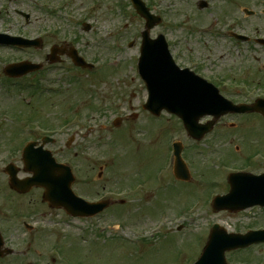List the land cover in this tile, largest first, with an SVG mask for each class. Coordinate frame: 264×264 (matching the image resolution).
Here are the masks:
<instances>
[{
  "label": "rangeland",
  "instance_id": "374dc122",
  "mask_svg": "<svg viewBox=\"0 0 264 264\" xmlns=\"http://www.w3.org/2000/svg\"><path fill=\"white\" fill-rule=\"evenodd\" d=\"M232 1L235 2L234 14L238 13L244 20L245 32L248 34L259 30L264 34L261 16L246 18L242 14L245 8L259 14L264 10V0H248L246 5H242L243 0H216L215 6L226 8ZM152 2L158 10L168 12L166 23L193 26L198 19L210 23L208 15L196 14L197 7L193 3L181 0ZM128 3L127 0H71L67 9V13H71L70 20L77 18L92 25L91 32L86 34L81 32V23L67 24L50 17L55 23L64 25L71 39L77 33L84 37L81 48L88 60L98 65L97 72L92 74L76 70L69 73L61 69L45 73L41 86L59 90L60 93H56L58 98H54L53 93L45 92L39 100V95L29 94L30 90L19 93L15 88L7 89L11 85L0 72V202L4 210H10V205L1 192V185L6 182L3 169L10 163L23 168L21 153L27 144L25 140L40 141L44 135L30 131L27 125L31 124L30 120L35 121L32 122L34 126L38 125L40 119L49 121L51 128L56 130L52 136L56 143L46 148L59 162L72 167L76 176L73 188L79 196L94 201L102 195L111 199L114 206L119 205L121 200L126 202L124 207L110 208L91 221L70 222L64 211L52 210L42 203L41 190H34L28 197L19 199L20 202L32 199L29 211H33L34 215L30 221L39 224L33 239L32 234L26 232L22 219H8L0 210V230L6 246L19 252L16 257L18 261L27 262L33 259L32 255H37L36 264H64L58 255L63 250L74 261L80 260L79 253L83 252L84 264H194L215 224L229 233L240 234L264 228V209H251L238 214L214 213L210 202L212 194L228 193L227 178L231 172L244 170L255 175L263 173V158L251 160L250 164L246 160L249 158L247 149L250 153L264 152V121H256L257 130L252 132L253 136H248L249 128L255 126L253 118L226 120L225 127L231 122H237L239 127L228 132L219 126L206 140L195 143L187 137L176 118L170 116L171 119L164 114V133L162 128L160 133L153 134L160 122L148 117L149 114L142 108L146 103V93L135 69L137 51L128 48L130 35L141 28L142 21ZM0 7L4 8L0 29L9 34L32 37L41 32V27L51 26V21L44 14L36 13L33 25L26 27L24 20L16 15V5L11 0H0ZM230 11L233 12V8ZM118 23H129V31L126 34L122 32L123 36L114 33L113 26ZM164 29L169 34L172 32L173 40L184 42L185 31L173 30L168 26H164ZM202 35L209 46L216 48L215 54L218 56L213 68L216 73L227 72L238 80L247 78L254 82L260 79L258 76L262 77L261 82L264 80V48H248L249 51L240 56L241 52L229 41L223 38L210 40L211 35L206 32H202ZM117 44L126 47L118 56L115 55ZM0 56L4 59L0 71L11 60L23 57L3 49H0ZM251 66L253 70L247 75L245 69ZM220 90L232 101L244 100L243 94L231 92L230 89ZM260 93L256 92V95ZM48 98L51 99V109L35 114V118L41 114L38 120L29 119L30 115L16 116L19 110H29L27 108L31 104ZM132 114L139 116L130 119ZM117 118L122 119L118 128L114 126ZM139 130L144 133L141 134ZM123 133L130 139L122 137ZM133 133H136L135 137ZM13 137L17 138L13 140ZM174 139L184 144L185 159L194 172L192 185L177 183L171 170L165 182L158 178L165 153V162H168L169 143ZM128 141L133 142L136 148L134 145L130 147ZM154 141H157V148ZM247 143L252 145L248 148ZM236 147L240 150L236 151ZM130 148L133 150L130 151ZM136 149L140 151L138 159ZM129 151L136 156L133 158L137 159V164L132 163L135 159L130 160ZM134 174L136 180L140 178L139 184L134 185L130 181V175ZM25 176L21 175L22 178ZM145 178L152 184L148 185ZM4 192L6 196L16 199L7 190ZM119 237L134 243L127 245L121 242L118 245L115 241L110 243L114 246H109V241L118 240ZM30 239L34 240L31 246ZM10 260L6 259L0 264L16 263V260L11 263ZM227 261L230 264H264V245L227 253Z\"/></svg>",
  "mask_w": 264,
  "mask_h": 264
},
{
  "label": "flooded vegetation",
  "instance_id": "af4514ba",
  "mask_svg": "<svg viewBox=\"0 0 264 264\" xmlns=\"http://www.w3.org/2000/svg\"><path fill=\"white\" fill-rule=\"evenodd\" d=\"M70 1L71 0H12V2L16 5L14 11L20 18H23L20 13L28 12V14L31 16V20L29 23H26L25 21L26 26L29 27L33 25V17L36 13L44 14L51 21V26H49L48 28L41 27L40 29V31H46L45 35L36 34L32 37V39L39 38L42 40L41 47L39 49H29L22 51L25 54L35 55V58L32 59V61L35 62H41L42 60L46 61L55 50L58 53L57 57L60 59V63H46L44 70L37 72V75L45 72L46 70L54 71L59 67L65 66L67 63H71L69 55L63 54L70 49L74 48L80 56H83L82 54L84 53V51L81 48V40L84 39V37H81L80 34L77 33V35H75L73 39H71L69 35H67V30L64 25L57 24L51 19L55 18L67 24L81 23V32L83 34H86L83 29L84 22H81L80 19L75 18V20L73 21L67 20V9L69 8ZM181 1L193 3L195 8L197 7L196 14L208 15L210 17V23L202 22V19L195 20L193 26H187L185 24L166 23V16L168 12L165 13L164 11L158 10L156 6H154L152 0H147V5L152 15L155 17L159 16L163 20L160 25L154 27L149 31L150 40L154 41L159 36H164L167 40L169 51L175 63L181 69H189L190 71L194 72L196 75L204 79L209 80L215 78L223 80L224 87H226L225 85H231L232 83L237 84L238 81L236 78H234L235 76H229L227 72L216 73V71L213 70V68L216 66V64L214 63L215 57L218 56H216L215 54L216 48L215 46H207L209 45V42H207L205 36L202 35V32L210 34V40L214 38L220 40L223 38L229 41L237 48L238 51L241 52L239 53L240 56L245 55L247 51L252 50L256 47L264 48L257 43L258 40L264 39V34L262 32H259V30H257L255 33L249 32L248 34H246L244 20L241 19L240 16H238V13L234 14L235 2L233 1L229 2V6H227L226 8L215 6L216 0ZM243 1L241 2L242 5H246V3H248V0ZM201 2L206 3L207 8L200 9L199 6ZM2 8L3 7H0V17L3 15ZM231 8H233V12L230 11ZM246 10L249 9L245 8L242 10V14L246 18L261 16V18L264 20V10L259 14L252 10H249L251 11L249 16H247ZM36 20H39V18H36ZM145 26L146 23L144 22V27ZM164 26L173 27V30L181 29L185 31L184 42L181 40H173L172 32L169 34L168 31L164 29ZM0 32L3 31L0 29ZM239 35H247L250 39L248 41H242L237 38V36ZM95 39L97 42L96 37ZM248 48L250 49L248 50ZM0 49L2 48L0 47ZM256 61L259 62L258 58L256 59ZM251 71V67L247 69V75H250Z\"/></svg>",
  "mask_w": 264,
  "mask_h": 264
},
{
  "label": "water",
  "instance_id": "95a60500",
  "mask_svg": "<svg viewBox=\"0 0 264 264\" xmlns=\"http://www.w3.org/2000/svg\"><path fill=\"white\" fill-rule=\"evenodd\" d=\"M138 12L145 15L143 4L139 0H134ZM144 58V59H143ZM148 53L144 51L140 63V69L147 77V71L151 73L152 67L147 60ZM9 74H18L14 69L8 70ZM157 76L154 82L160 85V89H155L150 104L147 106L153 113H159L161 109L155 108L157 103H162L169 111L180 115L186 122L192 133H196V123L205 115H221L228 110V104L221 101L215 91L198 87V83L191 82L181 76ZM168 85V88L166 86ZM260 110L264 112V103H260ZM29 160V159H28ZM30 161L37 170L35 182L43 185L47 189L45 199L52 206H63L72 214H89L87 206L76 200L71 191L73 178L69 170L62 166H57L50 156L41 154ZM39 164V165H37ZM183 169V165L179 164ZM232 193L227 198L220 199L216 204V209H229L231 211L243 210L255 205L264 206V175L255 178L248 175L235 176L231 179ZM91 207V206H90ZM88 207V208H90ZM97 208V207H96ZM90 210H95L92 207ZM95 210L93 213H95ZM251 233L246 237L240 235L228 236L226 233L215 228L210 243L199 264H226L224 254L226 251L236 248H244L254 243L264 242V235Z\"/></svg>",
  "mask_w": 264,
  "mask_h": 264
}]
</instances>
